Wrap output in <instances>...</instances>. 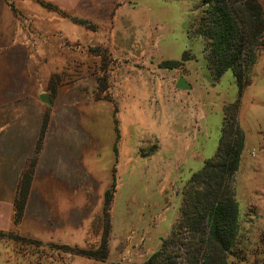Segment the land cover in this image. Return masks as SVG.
I'll return each instance as SVG.
<instances>
[{
  "label": "rangeland",
  "instance_id": "374dc122",
  "mask_svg": "<svg viewBox=\"0 0 264 264\" xmlns=\"http://www.w3.org/2000/svg\"><path fill=\"white\" fill-rule=\"evenodd\" d=\"M204 8L0 0V264H147L171 236L184 184L215 153L238 92L232 70L217 79L209 65L196 32ZM261 43L238 109L242 167L264 155V34ZM236 174L243 206L251 190ZM254 208L239 213L229 264H264Z\"/></svg>",
  "mask_w": 264,
  "mask_h": 264
},
{
  "label": "trees",
  "instance_id": "16d2710c",
  "mask_svg": "<svg viewBox=\"0 0 264 264\" xmlns=\"http://www.w3.org/2000/svg\"><path fill=\"white\" fill-rule=\"evenodd\" d=\"M205 6L196 32L206 40L208 62L218 79L232 70L237 97L224 111L215 153L186 180L179 223L147 264H229L237 244L239 204L233 182L244 149L245 134L238 120L240 99L252 66L262 46L264 8L259 0H202ZM179 60L164 61L175 68ZM107 82L105 80L104 88ZM104 89V90H105ZM119 132V130L117 129ZM32 168L21 184L17 214L20 216L32 179ZM23 188V191H22ZM110 197V192L108 193ZM185 249V262L176 251Z\"/></svg>",
  "mask_w": 264,
  "mask_h": 264
},
{
  "label": "crops",
  "instance_id": "0c3cea01",
  "mask_svg": "<svg viewBox=\"0 0 264 264\" xmlns=\"http://www.w3.org/2000/svg\"><path fill=\"white\" fill-rule=\"evenodd\" d=\"M243 156L239 165V169L237 170V180L242 178L245 183V189L246 186H249L251 191L249 196L246 194L244 195L245 192L242 193L244 199L243 206L240 205L241 200L239 201L237 196L239 201V213L240 215H245V210L249 205L255 207L250 212L248 217H250L249 224L254 225L256 232H258L255 234L256 239L254 240L257 242V245H260L264 242V234L261 233L264 230V155H259L257 158H255L256 161H253L252 157L249 159V156L246 155L245 161H248L249 159V161L253 164L251 165L252 167H242V161L244 160ZM256 186H259L257 191L254 190L257 188ZM11 214L12 212L10 215Z\"/></svg>",
  "mask_w": 264,
  "mask_h": 264
},
{
  "label": "water",
  "instance_id": "95a60500",
  "mask_svg": "<svg viewBox=\"0 0 264 264\" xmlns=\"http://www.w3.org/2000/svg\"><path fill=\"white\" fill-rule=\"evenodd\" d=\"M176 86L182 89H189L191 87L190 83L184 77H179ZM41 99L46 100V95H42Z\"/></svg>",
  "mask_w": 264,
  "mask_h": 264
}]
</instances>
